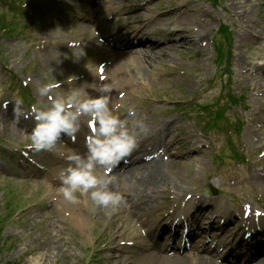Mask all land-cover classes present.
I'll return each mask as SVG.
<instances>
[{"label":"rangeland","instance_id":"1","mask_svg":"<svg viewBox=\"0 0 264 264\" xmlns=\"http://www.w3.org/2000/svg\"><path fill=\"white\" fill-rule=\"evenodd\" d=\"M26 1L34 12L40 11L34 22L11 15L0 3V15L15 22L12 31L0 38V115L7 109L10 114L7 127H0V264H28L27 257L37 251L45 254L44 264H146L137 254L146 252L143 231L152 228L155 215L150 217L148 209L140 211L145 205H139L140 213L135 217L132 207L147 192H157V196L161 191L164 195L182 189L183 193L200 194L204 201L207 196H202L201 190L208 183L227 191L224 199H230V192L254 203L259 196L264 197V180L249 182L254 169L259 170L264 162V156H258L264 151V0H219L216 8L201 0H111V4L102 5L96 23L88 21L94 0ZM184 5L196 12L184 10ZM158 10L164 16L155 18L167 24L152 28L158 33L149 35L150 40L165 44L174 36L171 42L178 43L167 47L164 55L154 50L141 59L146 69L131 70L129 78L124 79L125 83L132 82L130 89L128 84L114 87L109 107L129 121L132 118L127 117V107L136 108L137 117L145 125L144 130L137 129L138 139L163 140V136H169L166 148L171 156L166 155L165 162L170 166H164L163 182L142 193V186L137 187L139 192L133 190L134 181L114 179L111 183L116 182L124 197L116 208L93 207L88 197L79 193L78 199L65 207L60 203L64 197L59 191L58 174L68 161L60 153H86L85 124L89 117H81V128L74 138L68 136L74 139L72 145L65 147L60 140L57 150L28 151V134L34 121L30 116H17L16 97L28 95L32 103H48L38 95L37 88L53 77L60 82L61 93L79 88L82 94L96 95L83 84H90L86 77L94 79L102 62L107 73L112 67L113 55L119 51L111 48L108 37L113 36V41L121 35L114 36L123 30L120 27L155 16ZM172 11L176 15L172 16ZM179 18L189 19V24L182 29L173 26ZM201 26L205 30L197 34ZM164 28L172 30V35L159 34ZM192 30L190 44L180 45L177 40ZM212 41L221 62L227 60L233 45L231 65L227 64L231 72L228 87L218 80ZM129 53L133 60L126 59L124 64L135 68L137 51ZM227 94L243 100V107L231 106L227 112L231 122L241 123L237 133L202 131L204 120L216 112L217 105L223 107L226 102L220 100ZM24 103L21 107L27 112L29 104ZM166 123L173 135L161 133ZM232 144L249 155V166L231 159ZM20 150L28 152L36 166H28ZM104 170L96 168L98 174L107 175ZM58 180L60 183L55 182ZM159 196L157 202L162 201ZM8 197L9 207L2 208ZM260 202L264 204V199ZM165 205L166 201L154 204L155 211L160 210L155 214L161 215L164 209L160 208ZM220 207L212 206L209 216ZM73 208L81 215L80 223L74 218ZM192 254L189 251L184 256Z\"/></svg>","mask_w":264,"mask_h":264},{"label":"clouds","instance_id":"2","mask_svg":"<svg viewBox=\"0 0 264 264\" xmlns=\"http://www.w3.org/2000/svg\"><path fill=\"white\" fill-rule=\"evenodd\" d=\"M59 87L60 82L54 77L38 86V95L46 98L48 103H32L27 112L21 107L23 99L16 97L14 111L17 116H30L34 121L28 134V147L35 152L57 150V142L62 135L74 138L81 128V117H89V133L84 137L86 153L81 155L71 151L66 156L60 153L68 164L59 171V191L67 201L75 202L79 193L86 195L93 207L114 209L123 203L124 197L110 189L111 178L98 174L96 168L110 169L125 157L136 146L137 129L144 130V122L137 117L134 106L126 109L131 121L114 114L109 107L110 89L107 86L101 89L102 94L96 96L82 94L79 88L61 93ZM44 256L41 251L34 252L27 257L28 264H44Z\"/></svg>","mask_w":264,"mask_h":264},{"label":"bare ground","instance_id":"3","mask_svg":"<svg viewBox=\"0 0 264 264\" xmlns=\"http://www.w3.org/2000/svg\"><path fill=\"white\" fill-rule=\"evenodd\" d=\"M106 2L108 4H111V0H106ZM95 6L91 7V12H93L95 9L97 10V14L99 17H101L100 15V11H101V6L96 8ZM184 10H187L188 12H192L194 11V13L196 12L195 9L189 7L188 5H185L183 7ZM144 15V14H143ZM172 16L176 15V11H173V13H171ZM180 16V14H178ZM145 18H149V17H145ZM151 18V17H150ZM189 19L187 18H179L176 19V21L173 23V26L178 27V29H182L184 27V24H189L188 22ZM166 21V20H165ZM158 24H149L146 27H144L143 29H141L139 32H137V34H143L145 33V31H147L150 28H154L156 27ZM205 30V26H201L199 27V29L197 30V34L198 32H202ZM168 32V31H167ZM184 33L181 30V34ZM194 33V31H190L187 32L188 36H183L181 39H179V44L183 45V44H190L191 42V38L193 37L192 34ZM169 35H172L171 33ZM180 35V33H179ZM145 43V47H150V49H142L139 50L137 53H135V57H134V62H137L138 65H136L135 68H130L129 66L125 65L124 63L126 62V59H131V57L133 58V56H128L130 53L127 52H121V53H116L115 55H113V64L112 67H110L109 71H108V76L107 79L104 80L103 82H97L95 84V82L93 83V85L91 86V88H95L97 92H99V94L101 93V89H103L105 86H107L110 89L109 95H110V102L112 100V95L111 92L114 89V87L116 86H121L122 84H128V89H130L132 87V82L131 81H127V83H125V80L127 77L129 78V74L131 73V70L136 71V72H140V68L145 70V65L144 64H140L141 59H143L145 56H147V54H152V52L154 50H157V52L159 54L164 55V53L167 52V46L170 47L172 45L171 42H169L167 45L165 46H161V44L159 43H153L150 44L148 42H144ZM127 44V41H126ZM159 46V47H158ZM141 57V58H140ZM151 57V56H150ZM133 60V59H131ZM127 66V67H126ZM126 67V68H125ZM128 69V71L126 70ZM84 88H88L89 85L88 84H83ZM83 88V89H84ZM9 111L8 109L3 111L2 114L0 115V127H7V124L10 122L9 119ZM162 134L168 133L169 135H173L171 134L169 131L170 129V125L169 124H164L162 125ZM184 149V148H183ZM169 162H165L163 161V158L157 159L156 161H151L150 163H143L141 161L138 162V160H134L133 163L131 165H129L126 171H119V172H123V173H115L113 175H109V177L111 178V181L114 179H117L116 182H122L124 180H130V181H134V186H133V190L135 188V191L139 192L140 189L137 188L138 186H142V190L141 192L146 193L147 190L150 189H154L157 188L159 185V182H163V172L166 171L164 168H169L170 164H168ZM133 165V166H132ZM166 165V167H164ZM117 170H120V168H117ZM116 182L111 183L109 185L110 189L113 191H118L121 192L122 190L120 188H116ZM149 188V189H148ZM121 190V191H120ZM134 191V192H135ZM157 192L154 191H150L149 193L147 192L146 194H144V196L139 197L136 202L137 205L134 208H138L139 205H145L143 206V209H147L148 206V202L151 201L152 197L156 195ZM60 203L65 206L68 207L70 206L69 203L70 201L65 200L64 198L60 200ZM144 210V211H145ZM73 211H75L74 213H76L74 216V218H76L75 220L78 221V223L81 222V215H79V211L76 208H73ZM204 211V210H202ZM196 224V223H194ZM228 232H231L232 234H235L234 231L232 230H228ZM239 242V241H238ZM227 243H230V241H228ZM228 245V244H227ZM237 247L239 246L238 243H236ZM158 247V246H157ZM198 250V249H197ZM262 253H260L261 255ZM137 256H143V259L145 260L146 264H154L155 262L157 264H209L212 260L215 259H210L204 256H200V255H192V257H185V256H180L178 254L175 255H171V256H163L159 251H157L156 249L154 250L152 248V252L148 251V249H146V252L142 251L141 253L137 254ZM254 257V258H258L257 254L253 253L250 254L249 258ZM254 264V263H251ZM255 264H264V259H261L260 261H258Z\"/></svg>","mask_w":264,"mask_h":264},{"label":"trees","instance_id":"4","mask_svg":"<svg viewBox=\"0 0 264 264\" xmlns=\"http://www.w3.org/2000/svg\"><path fill=\"white\" fill-rule=\"evenodd\" d=\"M2 2L9 4V11H13L18 15H27L29 9H23L22 1L19 0H2ZM12 19V18H11ZM8 19L5 15H0V35L4 33H10L12 28L15 27V22L13 19ZM9 202H5L4 207L7 209L9 207ZM1 218V217H0Z\"/></svg>","mask_w":264,"mask_h":264}]
</instances>
